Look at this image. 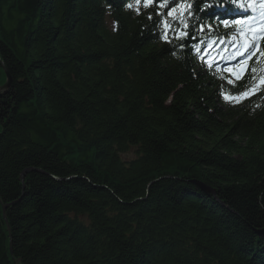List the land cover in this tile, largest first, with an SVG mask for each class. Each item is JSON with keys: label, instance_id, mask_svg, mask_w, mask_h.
Here are the masks:
<instances>
[{"label": "trees", "instance_id": "16d2710c", "mask_svg": "<svg viewBox=\"0 0 264 264\" xmlns=\"http://www.w3.org/2000/svg\"><path fill=\"white\" fill-rule=\"evenodd\" d=\"M187 2L0 0V264H264V91L191 50L249 13Z\"/></svg>", "mask_w": 264, "mask_h": 264}, {"label": "snow or ice", "instance_id": "6c2138e0", "mask_svg": "<svg viewBox=\"0 0 264 264\" xmlns=\"http://www.w3.org/2000/svg\"><path fill=\"white\" fill-rule=\"evenodd\" d=\"M142 0H136V4H141ZM174 2V0H173ZM233 4H235L238 8L243 9L247 13H249L245 18L236 19L233 21H223L224 26L234 25L235 27V35L228 36L226 38H212L209 37L205 46V40L201 39L199 42L192 45L191 50L197 55L199 59H201L204 63H206L207 67L210 69L212 67L211 59H205L208 56L211 49L215 46L217 42L223 45L226 40L229 43V46L235 50V57H244L241 59L239 64L234 65L233 67H229L226 71L234 77V81L237 82L243 90L239 91L235 96L224 95L222 91V95H224V99L227 102H232L233 100L237 103L242 102L243 100L249 99L251 96H255L257 93L264 91V77H260L257 81V77L255 73L257 72L256 67H252L250 62L253 58H256L257 63L261 62V58H264V0H247V5L243 2L237 3V0H231ZM259 4L260 7V21L257 22L255 13L257 12L256 4ZM154 0H143L144 7L153 6ZM181 4L183 5L185 11L188 12V15L191 16L193 13L191 9L193 8V4L191 2L185 3V0H181ZM179 6V5H178ZM210 6V5H209ZM129 8H132L133 5L129 4ZM160 7H168L167 3H163ZM175 8H172L168 11L167 15L169 17H173V12ZM139 14V10L137 9ZM159 15V14H157ZM153 17L150 15L149 19ZM175 19V17H173ZM164 24L165 32L161 36V39H164L166 42L168 41L167 32L172 27V25L167 21H162ZM183 28L177 31L176 39L184 41L190 38V33L188 31L189 25L187 20H182ZM203 31V28L201 29ZM195 39V36L191 37ZM182 48L186 47L185 44L181 43ZM227 51V49H225ZM203 53V54H202ZM175 55V53H173ZM214 59V57L212 58ZM223 59V57H221ZM251 74V75H250ZM249 75L252 81H256V83L249 85L246 81L249 79ZM233 80H228L227 83L229 85H234Z\"/></svg>", "mask_w": 264, "mask_h": 264}, {"label": "water", "instance_id": "95a60500", "mask_svg": "<svg viewBox=\"0 0 264 264\" xmlns=\"http://www.w3.org/2000/svg\"><path fill=\"white\" fill-rule=\"evenodd\" d=\"M0 68L2 69V71L4 72L5 74V77H6V82L3 86L0 87V92H4L6 91V89L9 87L10 83H11V79H10V76L7 72V70L5 69V67L2 65V63L0 62ZM27 173V171L23 172L22 175H21V178H23V176ZM194 184L197 186V188H199L201 191L203 192H207V193H210V194H214V192L210 189H208L207 187H205L204 185L200 184V183H197V182H194ZM8 206H1V211H2V217L4 219V222L6 224V230H7V234H8V250H9V253L11 254V250H12V246H11V236H10V230H9V227L7 225V222H6V218H5V210ZM257 234L259 236H262L264 237V229H262L261 231L257 232Z\"/></svg>", "mask_w": 264, "mask_h": 264}, {"label": "rangeland", "instance_id": "374dc122", "mask_svg": "<svg viewBox=\"0 0 264 264\" xmlns=\"http://www.w3.org/2000/svg\"><path fill=\"white\" fill-rule=\"evenodd\" d=\"M260 21V16L258 17V21L257 22H259ZM232 54L234 55L235 54V50L234 51H232ZM235 56V55H234ZM241 59H244V57H242ZM212 61H213V59H212ZM217 61H219V59H217ZM2 63V62H1ZM3 65V64H2ZM4 66V65H3ZM6 69V68H5ZM5 84V83H4ZM0 93H2V92H0ZM129 155H131V154H125V155H123L122 156V158L123 159H127L128 157H129Z\"/></svg>", "mask_w": 264, "mask_h": 264}]
</instances>
